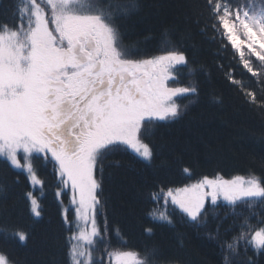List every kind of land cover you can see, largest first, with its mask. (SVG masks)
<instances>
[{
    "label": "snow or ice",
    "instance_id": "1",
    "mask_svg": "<svg viewBox=\"0 0 264 264\" xmlns=\"http://www.w3.org/2000/svg\"><path fill=\"white\" fill-rule=\"evenodd\" d=\"M140 7V0H11L0 12V161L41 193L39 173L51 169L67 233L63 264H185L158 245L123 250L127 241L106 212V173L121 164L111 158L154 161L160 122L186 114L181 101L199 95L194 77L206 69L195 46H186L194 34L177 39L178 26L161 33L154 53L139 41L126 43L124 21ZM182 22L215 46V70L264 116V0H189ZM182 173L192 180L190 167ZM148 198L152 221L174 227L179 216L205 230L220 248V264H257L255 253L264 255V161L260 175L217 171L183 186L160 181ZM24 199L31 215L41 217L33 191ZM221 208L228 209L224 217ZM8 214L0 208V264H19L9 243H26L29 234L11 225ZM228 219L231 239L220 234ZM144 233L150 237L154 229Z\"/></svg>",
    "mask_w": 264,
    "mask_h": 264
},
{
    "label": "trees",
    "instance_id": "2",
    "mask_svg": "<svg viewBox=\"0 0 264 264\" xmlns=\"http://www.w3.org/2000/svg\"><path fill=\"white\" fill-rule=\"evenodd\" d=\"M10 3L11 0H0V12ZM140 3L138 14L124 21L128 34L125 42L139 41L142 50L154 53L159 47L161 33L166 28L178 26L177 39L185 31L194 34L186 46H195V58L206 69L205 73L194 77L199 84V95L181 101L188 105L186 114L175 121L160 122L153 140L156 145L154 161L149 164L123 154L111 158L120 160L121 164L106 173L104 196L109 225L119 228L127 241L129 247L123 250L136 251L158 245L180 256L185 264H220V248L216 241L207 239L205 230L197 231L181 222L179 216L175 217L174 227L152 221L148 213L155 205L150 202L148 193L152 185L160 181L183 186L217 171L231 176L255 170L260 175L264 161V116L245 106L224 76L215 70V46L195 35L194 24L182 22L189 0H140ZM183 167L191 168L192 180L182 173ZM39 174L45 181L43 193L38 186L33 188L24 174L0 161V183L6 185V191L0 193V208L8 209L7 220L11 225L29 234L26 243L12 240L9 247L19 264H63L67 233L62 227L60 206L54 195L55 179L50 168ZM27 191H33L40 201L42 215L39 218L33 217L28 210L24 199ZM226 212V208L219 209L221 217ZM232 223L228 219L223 224L221 237L231 239L234 235L230 231ZM147 227L154 229L150 237L144 233ZM210 227L214 228L215 224ZM180 234L184 237L182 248L178 244ZM114 247L120 245L114 244ZM255 259L257 264H264V255L255 253Z\"/></svg>",
    "mask_w": 264,
    "mask_h": 264
}]
</instances>
